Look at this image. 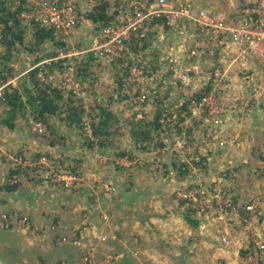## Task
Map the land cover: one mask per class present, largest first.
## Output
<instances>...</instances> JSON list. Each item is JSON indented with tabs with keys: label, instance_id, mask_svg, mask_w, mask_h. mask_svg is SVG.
<instances>
[{
	"label": "rangeland",
	"instance_id": "obj_1",
	"mask_svg": "<svg viewBox=\"0 0 264 264\" xmlns=\"http://www.w3.org/2000/svg\"><path fill=\"white\" fill-rule=\"evenodd\" d=\"M142 1L145 0H128L124 7L125 13L120 12L121 15L119 14V18L122 19V17L130 13L132 3H140ZM170 1L182 6L190 4L193 9H205L213 13L218 19L226 18L227 20H234L236 22L246 18L244 10L247 8L243 6L250 4L252 0ZM67 2L72 4L74 8L78 7V11L75 9L76 25L72 30L73 33L71 35L67 34L68 37H66L69 47L65 50L58 51L57 55L60 52L72 53L78 50L75 46L76 43H80L81 48L88 47L91 40L96 37L98 30L93 23L82 18V13L92 5L93 0H67ZM23 15H25L24 12H22ZM29 18H31V13H26L25 20L28 21ZM178 22L180 25L178 28L174 29L173 27L170 28V31H161L154 41L153 45L157 50H160L165 59L175 53L179 54L178 56L181 60H187L186 49L191 46L196 37L190 31H193L194 28L199 32L201 31L200 28L195 27L192 22L184 17H179ZM30 35L31 32L27 29L26 41H29ZM200 36L203 37V34ZM186 43H190V45ZM52 49V43L47 42L41 46L39 55L48 53ZM214 52L217 54L215 57L213 54L203 51L193 61L184 63V66L190 64L192 66L193 72L190 75L192 78L195 76L192 82L194 85H182L175 79L177 83L173 85L169 82L170 78H165L166 80L160 83L158 81L153 82L152 78H148L145 82L142 78L140 82L141 86H145L143 88L148 89H151L150 86L158 85L157 87L160 89L161 95H163L164 90L169 85V95L172 94L170 96V106L173 108L170 111H172L173 115H176V105L186 99L184 95H189L200 87L205 86L206 81L212 76V88L209 93H214L216 102L222 107L220 115L221 123L216 127L215 134L208 137L206 130H204L205 128H202L203 130H201L200 135L194 133V136H190L191 140L187 135L182 134L180 139L177 140L174 138L171 143V149L181 155L180 160L189 162L191 166V172L185 177L186 179L179 178L178 180L174 169H170L169 172L165 171L163 165L167 163L169 158L167 151H162L164 153L160 154L157 149L149 152L133 150L131 148H134V144L127 136L116 137L112 142L113 147L111 151L106 155L101 151L88 148L86 143L81 145L84 140L76 133L75 129L74 131L57 124V126L59 125L58 129L60 133L64 134V141H68L69 144L63 145V147L67 146V149L57 147L55 148L57 149L56 151H50L48 148L46 149L48 145L45 141V133L47 131L45 125L41 122L27 125L17 120V126L13 130H8L6 127L0 125V226H8L10 223L11 225H15V227H30V216L28 213L16 208L18 204L16 205L17 201L14 195H17L15 192L20 187L25 188L28 185L30 188L37 189L40 185H45V181L41 183L43 180L42 177H44L49 181L48 185L51 187V190L56 193L70 192V190L76 191L78 189L79 194L87 190L86 195H89V193L92 194L97 190V194L102 197L100 202L106 204L105 201L112 199L108 201L111 204L110 208L105 207V211H100L97 208V210L94 209L98 211L95 212V216L98 214L100 223L105 224L104 227L98 225V228H94L92 232L84 234L82 231H79L75 235L76 237L71 239L74 243L65 241V237L68 239L66 235L60 236L59 241L69 242V244L74 246L78 255L79 264H113L114 262L122 264V250L120 247H117V244L113 240H120L123 235L125 237L128 236L125 227L131 222L137 224V227L139 226L143 230L142 239L144 245L154 250V258L152 256V258L149 257L143 260L144 264H178L184 253L189 254L188 264H264V252L257 246L260 243L264 244V177L260 179V182L255 183L254 179L250 182L249 177L252 176L249 164H243L246 166L242 168L240 163L244 162L243 159H246L245 161L247 162L252 161L254 163H256V160L246 156L238 159L242 155L241 152L244 150V147H247L245 149H249V146L257 145L261 148L264 147V134L257 135L255 138H251L250 135L252 133L251 128L253 127L252 113L256 110L264 111V99L260 103L245 99L249 87L241 80V74L238 75L241 72L234 65L229 70L233 76L232 80H230L231 83L226 85L220 79H216L214 73L216 71L218 72L223 66L222 59L226 55L225 51L220 48H215ZM33 55L27 52L17 54L13 58L14 60H11L15 69L14 75L7 77L3 83L0 82V86L3 84L5 86L15 84L16 79L27 72V69L32 66L30 61ZM72 57L75 56L71 55L70 58L65 59L72 63L70 61ZM48 58L49 56L44 57L43 63L53 59ZM102 62L97 65V74L99 79H101V83L95 89L105 94V96H108V93L113 92V88L116 87L115 85L111 86L110 83L111 81L113 82L117 74L116 70L113 72V68L115 67L111 68L108 66L104 70L101 66H105L106 63L104 61ZM165 63L167 66V62ZM131 70L134 72L133 76L140 73L134 67ZM249 73H252V76H254V72L250 71ZM68 74L73 75L72 72ZM40 75L44 76L42 73ZM171 75V78H174L172 72ZM45 77H42L45 81L55 82L59 87L71 88L63 84V75L56 73L48 74ZM72 80L76 82L74 79ZM75 92L77 96L85 95V92L81 91L79 87L76 88ZM116 92L117 88L115 89L114 95ZM2 93L3 90L0 92V99ZM134 97L136 96H131L130 99L132 100ZM165 103H167V98H165ZM110 107L114 108L118 113H123L125 117H129L132 114H135L136 117L140 116L138 108L129 107L124 102L116 99L112 101ZM147 107L149 105H146ZM2 109L0 107V114ZM206 117L207 114L205 112L204 119ZM192 121L191 117L185 119L184 122H181V129L185 130L186 127L191 126ZM173 124L174 121L172 122ZM36 129L40 133L43 132V134L41 135L38 132L36 134ZM173 129L176 128L173 126ZM219 142H223V145L221 146ZM59 143L63 144L62 140ZM68 146L69 148L71 147V151H69ZM79 148L81 150L76 151ZM129 150L132 152V159L128 158V154L123 156L118 155L121 151ZM36 153H41V156L37 157ZM260 153L264 157V150ZM203 154L209 160H206L203 167H199L198 169L192 165L191 160H198ZM107 157L110 162H113V165L110 163L105 164ZM234 161L240 165L234 166ZM257 161L259 160L257 159ZM117 163L120 166L125 165L131 168V170H120L115 167ZM227 163H230V165L225 166ZM17 165L20 167L19 169L23 170V174L20 176H17L16 173H11L17 168ZM72 166H75L76 170L82 173L80 175L81 177H77L76 182L71 180V186L57 183V180L64 177H73L71 176L72 173H67V169H70ZM204 167L206 169H202ZM236 168L238 169L237 171ZM131 171L134 176L130 174ZM229 174L232 176L231 179H228ZM127 179L131 180L129 182L130 187H133H131L132 191L138 188L142 191H147V194L146 198L140 204L141 210H138V205L135 204V209L129 210L125 218V203L123 204L124 207H122L118 199L121 200L122 190L127 187L125 185ZM6 182L9 184H17V186L7 191L4 189ZM185 189H191L192 191L201 190L203 191L202 197L195 203L185 201L181 203V199L176 196V193L180 195L182 190ZM235 191L240 193L239 200H236L232 208L228 209L231 204L229 203V198L231 201V194ZM257 191L258 194L256 196L255 192ZM249 192L255 193L253 197L249 195ZM214 195L215 198L212 200L209 209L201 210L200 207L205 203V200ZM248 205L252 206V210L247 209ZM177 207L180 213L189 214L190 218L196 221L195 227L190 224H185L181 232L184 239L189 237L188 244L190 248L186 252H184V247L175 249L178 244L169 246V243L166 241L167 244L159 243L171 235L173 230H177L181 225H184L182 218L173 215L169 211L170 208L176 210ZM243 208L247 213L244 212ZM94 210L90 209L91 212ZM139 212L143 213L140 217ZM3 215L6 218H3ZM21 215H25L27 219L25 220ZM45 220V225H53L52 219L48 218L47 215ZM122 224H124L123 227ZM136 233H138V230H136ZM103 235L106 236L105 239H102ZM155 236H157V241H155ZM223 237L226 239L225 242L222 240ZM237 241L241 244H236ZM154 242L157 245L153 249L152 245ZM92 245L96 247V253L100 249L107 251V248L104 247L106 245L109 247V253L108 251L100 253L97 255L98 258H96L95 252L91 248ZM244 250L250 251L245 256H241V251ZM73 251L74 249L72 248V258ZM248 256L249 258L245 259ZM133 258L135 260H131L130 263L138 264L139 262L137 260L139 259L137 257Z\"/></svg>",
	"mask_w": 264,
	"mask_h": 264
},
{
	"label": "trees",
	"instance_id": "obj_2",
	"mask_svg": "<svg viewBox=\"0 0 264 264\" xmlns=\"http://www.w3.org/2000/svg\"><path fill=\"white\" fill-rule=\"evenodd\" d=\"M113 1L115 2L113 3ZM113 1L93 0L92 5L82 13V18L89 20L98 29L119 24L121 22L120 12L125 13L124 7L128 0ZM31 7L26 0H18V2L16 0H0V82L3 83L7 77L14 75L15 69L11 60H14L13 58L17 54L26 52L34 54L30 61L32 66L27 69V72L18 77L15 84H8L3 89L0 99V107L3 108L0 114V125L8 130H13L17 126V120L27 125L41 122L47 130L45 133L47 145L57 148L59 145L69 144L68 141H64V134H61L58 129L59 125L57 126V124H60L67 129H75L76 133L84 140L81 145L86 143L88 148L101 151L106 155L111 151L112 142L116 137L127 136L134 144V148H131L133 150L149 152L157 149L160 154L164 153L162 151H167L169 158L163 165L165 171L169 172L170 169H174L176 176L181 179L188 176L191 172L189 162L180 160L181 155L171 149V143L174 138L180 139L182 134L187 135L190 139L194 133L200 135L201 130L204 129L205 111L200 109L197 103L205 93L210 92L212 76L206 81L205 86L189 95H184L186 99L176 105V115L170 111L173 108L170 106L172 94L169 95V85L163 95L160 94L158 85H148L151 89L143 88L145 86L140 85L142 78L145 82L148 78H152L153 82L158 81L159 83L170 78V83L173 85L177 83L174 78H171L172 75L166 66L165 57L153 45L161 31H170L165 16L150 17L144 21L141 27L143 35L127 40L119 57L106 60L97 57L93 51H85L72 57L71 63L65 58L56 57L58 51L69 47L66 37L73 31L66 35L58 32L55 28L42 27L32 15L26 21V13H31ZM243 7H253V3ZM75 9L78 11V7ZM22 12L25 15L22 16ZM27 29L31 32L29 41H26ZM190 32L192 34L199 33L196 28ZM47 42L52 43L53 49L39 55L41 46ZM79 44H75L78 50L87 48H81L82 46ZM216 55L213 54L214 57ZM46 56H49L48 59H53L43 63V58ZM99 60L106 63L105 66H101L104 70L108 66L115 67L113 72L116 70L117 75L110 83L111 86L115 85L116 87L113 88V92L108 93V96L95 89L101 83L97 74V65L102 62ZM132 67L140 73L133 76L134 69L131 70ZM164 69L166 70L163 72ZM70 72L73 73L71 75L79 84L81 91L85 92L84 97L77 96L71 88L59 87L55 82L45 81L42 78H46L45 76L48 74L64 75ZM116 88L117 92L114 95ZM141 93L146 95L143 103L138 104L130 99L131 96ZM113 98L124 102L129 107L138 108L140 116L136 117L135 114H132L125 117L123 113H118L110 107ZM165 98H167V103H165ZM146 105H149L148 109ZM190 117L193 120L191 126L182 130L181 122ZM173 126L176 129H173ZM37 130L35 133H40ZM40 134L42 135L43 132ZM60 140L63 144L59 143ZM130 150L121 151L118 155L128 154V158L132 159ZM36 156H41V153H36ZM191 163L197 168L203 167L206 158L201 155L200 159H193ZM19 168L17 165V168L11 173H16L17 176L22 175L23 170ZM67 170V173H72L71 176L81 177L82 173L76 170L75 166ZM16 186L17 184L6 182L4 189L9 191ZM233 200L230 201L229 198V203H232ZM180 202L183 203L184 200H180ZM243 210L247 213L244 208ZM21 216L25 217V215ZM184 219L193 227L196 226V221L192 218L186 216ZM8 226L11 224L9 223ZM249 251H241V256H245Z\"/></svg>",
	"mask_w": 264,
	"mask_h": 264
},
{
	"label": "built area",
	"instance_id": "obj_3",
	"mask_svg": "<svg viewBox=\"0 0 264 264\" xmlns=\"http://www.w3.org/2000/svg\"><path fill=\"white\" fill-rule=\"evenodd\" d=\"M32 7L31 15L42 27L55 28L58 32L63 34L70 33L76 25V11L72 4L67 0H26ZM253 7H247L244 10L245 19L238 21L218 19L216 16L205 9H193L190 4L186 6L176 5L170 0H145L142 2H135L131 5L129 14L122 17L121 22L114 26H106L97 30V35L91 40L90 45L84 50H76L74 52L65 53L60 52L56 58H70L71 55L76 56L85 51H93L97 57L106 60H112L121 55V50L127 40L131 37L142 36L141 27L144 21L150 17H159L164 15L166 17V24L176 29L178 28V18H186L192 22L195 27L200 28V32L195 34L190 47L186 49L187 60L180 59L179 54H173L166 58L167 68L172 72L176 81L182 85L193 84V77L190 75L192 70L191 64L184 66L185 62H191L201 52L215 54V48H224L225 58L223 66L220 70L214 73L216 79H220L223 84L231 83L230 78H226L224 73L236 66L241 74L243 82L249 87L248 96L245 99L260 103L264 93L261 91V81H264V0H252ZM249 8V10H248ZM178 16V17H177ZM203 34V37L200 35ZM258 61V65L262 66L259 76H252L249 73L251 70L250 62ZM229 70L227 71V66ZM253 72V71H252ZM63 84L65 86L74 88V92L79 84L74 82L70 74H65ZM258 77V78H257ZM257 78V79H256ZM261 82V83H260ZM194 85V84H193ZM5 84L0 86V92L3 90ZM211 92V91H210ZM146 95L141 93L132 99L135 103H143ZM197 106L204 110L207 114L206 135L213 136L216 127L221 123L222 107L216 102L214 93H205L199 99ZM178 140V139H177ZM223 145V142H219ZM71 180H77V177H64L57 180V183L62 185H70ZM73 181V182H74ZM72 185V184H71ZM70 185V186H71ZM181 191V190H180ZM203 191L185 189L180 195L176 196L185 202L195 203L202 197ZM215 195L205 200V203L200 207L201 210H208ZM247 209L252 210V206L248 205ZM3 218H6L3 215ZM25 220L27 219L26 217ZM106 236L103 235L102 239ZM223 242L226 239L222 238ZM258 248L264 252V244H257Z\"/></svg>",
	"mask_w": 264,
	"mask_h": 264
},
{
	"label": "crops",
	"instance_id": "obj_4",
	"mask_svg": "<svg viewBox=\"0 0 264 264\" xmlns=\"http://www.w3.org/2000/svg\"><path fill=\"white\" fill-rule=\"evenodd\" d=\"M186 44L190 45V43H186ZM222 49L224 50V48ZM250 66H251V70L255 73V76H259L258 79L259 82L261 80L260 69L262 66H259L258 61L256 60L254 62H251ZM226 67L228 71L229 70L228 65ZM239 72L241 73H239L238 75L244 73L242 71ZM224 75L226 78H230V80H232L233 76L231 71H228L227 74L225 72ZM261 82H260L261 91L262 93H264V81ZM262 98L264 99V96ZM252 117H253V127L251 128L252 133H250V135L251 138H255L257 137V135L264 134V111L256 110L255 112L252 113ZM206 118L204 119L205 129L208 125V123L206 122ZM47 148L50 151L57 150L50 146H47L46 149ZM58 148L67 149V146L63 147V145H59ZM245 148L247 147H244V150L241 152L242 155L238 157V159L243 158V156H246L252 158L253 160H256V163L252 161L247 162L245 161L246 159H243L244 162L240 163L241 167L245 168L246 165L243 164L248 163L249 167L251 168L250 173L252 176L249 177L250 182L252 181V179H254L255 183L260 182V179H263L264 177V157L263 154L260 153L261 151L264 150V147L261 148L259 145H257V146H249V149H245ZM68 149L69 151H71V147L69 148L68 146ZM80 150L81 148L76 149V151H80ZM204 158H206V155H204ZM257 159L259 161H257ZM206 160H209V158L208 159L206 158ZM109 163L113 165V162L112 161L110 162L107 157L105 160V164H109ZM228 164L230 165V163H227L225 164V166H228ZM240 164H237L234 161V166H238ZM117 165H115V167L120 170L121 169L127 171L131 170V168H128L125 165L124 166H120V165L117 166ZM202 169H206V167ZM237 170L238 169L236 168V171ZM130 174L134 176L132 174V171ZM231 177L232 176L229 174L228 179H231ZM42 178L43 180L41 181V183L45 181L47 186L46 184L43 186L40 185L37 189H34V188H30L27 185V187L25 188H21V187L18 188L15 192V194L17 195H14V198L17 201L16 205L18 204L16 208H19L22 212L28 213L30 216L31 223H30V227H24V228L15 227V225L13 224L11 226H2V225L0 226V264H79V259L76 249L74 248V246L69 244V242H72L71 239L75 238L76 237L75 235L78 234L79 231H82L83 234L90 233L94 228L95 229L98 228V225L102 227L105 226V224L100 223L98 214L97 216H95V212H98L96 211L97 209L100 211H105L106 208H110L111 204L108 203V201L112 199L110 200L108 199V201H105L106 204L100 202V199L102 197L97 194V190H95V192L92 194L89 193V195H86L87 190L85 192L84 191L81 192V194L78 193L79 190L78 191L70 190V192L56 193L55 191H52L51 187L48 185L49 181L46 180L44 177ZM177 178L179 180V177ZM129 181L131 180L127 179V182L125 183L127 187L124 190H122L123 191L121 197L122 201L118 199V201L121 202L120 205H122V207H124L123 204L125 203V208H126L125 209L126 214H124L125 218L129 210L135 209V204L138 205V210L140 209V204L142 200L146 198V194H147V191L145 190L142 191L141 189L138 188H136L135 191H132L131 189L132 186L130 187ZM255 193L257 196L258 191ZM255 193L249 192V195L253 197V194ZM239 194L240 193H238V191L233 192L231 194L232 200L234 199L235 202L236 200H239ZM171 196L173 195L171 194ZM234 200L230 204L229 209L232 208V206L234 205ZM90 209L92 210L96 209V210L91 212ZM169 211H171L173 215L182 218L184 225H181V227L177 228V230L171 229L173 230L172 234L166 237L164 241H160L159 243L167 244L166 242H168L169 246H171L172 244H178L175 247V249H180L184 247V252H186V250L190 248L188 244L189 237L184 239L181 232L183 231L185 224H188L184 218L186 216L190 217V215L186 213H180L178 207L176 210L170 208ZM142 214L143 213L139 212V217ZM46 215L48 218L52 219L53 225H45ZM123 226L124 224H122V227ZM125 230L128 233V236H126L127 238L125 237V235L123 236L121 235L122 238H124L123 240L122 238L120 240L116 239V241L113 240V242L117 244V247H120L122 250L121 251L123 253L122 264H133L132 262L130 263L131 260L132 261L135 260L133 257H137L139 259L137 260L139 262L138 264H144L143 260L149 257L152 258L153 256L154 258V250L144 245V241L142 239L143 230H141L139 226L137 227V224H133L132 222L128 223L127 226L125 227ZM136 230H138V233H136ZM65 235L68 237V239H66V237L64 238L65 241H69V242L59 241L60 236H65ZM156 238L157 236H155V241L158 240V239L156 240ZM72 243H74V241ZM238 243L240 242L237 241L236 244ZM156 245L157 244H155L154 242L152 245L153 249L156 247ZM104 247H106L108 251L109 247H107L106 245H104ZM72 248L74 249L73 258L71 256ZM91 248L94 250L96 258H98L97 255H99L100 253L107 252L105 249H100L99 252L96 253V247L92 245ZM248 258L249 256L246 257L245 259ZM188 260H189V254L184 253L182 259L179 261L180 263L178 264H188L189 263ZM113 264H117V263L114 262Z\"/></svg>",
	"mask_w": 264,
	"mask_h": 264
}]
</instances>
